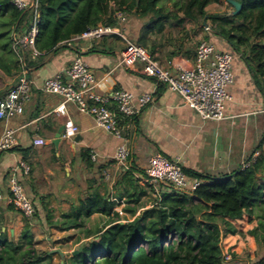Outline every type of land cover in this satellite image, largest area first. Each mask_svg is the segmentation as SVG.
<instances>
[{
	"label": "crops",
	"instance_id": "crops-1",
	"mask_svg": "<svg viewBox=\"0 0 264 264\" xmlns=\"http://www.w3.org/2000/svg\"><path fill=\"white\" fill-rule=\"evenodd\" d=\"M146 22L147 18L129 15L124 33L133 42L142 41L152 56L168 67L191 62L202 38L211 40L221 50H232L225 38L212 28L206 29L203 17L197 20L185 17L182 22L170 19L162 31L151 29ZM125 47L124 38L115 34L90 43L65 42L47 55L30 53L26 58L23 49L3 47L0 41V96L18 83L24 66L33 80L32 95L24 112L0 121V136L6 128H14L18 139L14 146L0 152V236L5 232L10 239L22 235L28 219L9 200V178L13 170L36 205L35 217L30 221L32 234L44 236L88 228L87 224L95 216L107 219L108 215L95 212L85 220L84 226L60 229L49 224L63 221L64 213L80 206L94 191L110 200L117 198L114 210L122 209L121 221L132 220L154 206L159 201L158 195L153 185L141 178L145 175L148 156L155 152L179 157L184 168L213 176L240 167L256 151L264 160V74L256 76L242 55L234 61L235 81L229 86L232 99L226 102L225 118L216 121L203 119L184 103L179 93L147 75L142 63L121 65ZM78 52L99 81L97 93L107 95L122 88L137 96L151 93L154 97L140 114L119 119L125 126L132 151L131 170H123L115 161L122 139L97 126L94 116L81 111L74 103L67 105V113H58L56 108L61 97L42 89L45 80L68 66ZM68 118L79 127V132L69 139L62 136L54 143L59 127ZM37 136L47 143L35 144ZM86 151L90 157L92 152L96 153V159L87 161ZM22 161L29 165V172L21 166ZM159 188L161 196L169 191L165 184ZM132 193H143L135 214L125 210L135 205L128 202ZM257 223L258 219H250L247 214L236 221L239 232L223 240L224 247L234 255L223 264H252L260 259L256 238L248 233Z\"/></svg>",
	"mask_w": 264,
	"mask_h": 264
},
{
	"label": "trees",
	"instance_id": "trees-1",
	"mask_svg": "<svg viewBox=\"0 0 264 264\" xmlns=\"http://www.w3.org/2000/svg\"><path fill=\"white\" fill-rule=\"evenodd\" d=\"M163 0H37V7L20 9L13 0H0V41L3 47L15 49L13 33L29 31L37 12L38 33L34 47L47 55L88 27L116 24L115 13L147 18L151 29L162 31L165 22L185 17L211 20V28L225 38L234 50L241 53L253 73L264 74V42L254 38L264 34V0H237L242 4L236 14H211L206 7L219 0L174 1L175 10H168ZM171 9V8H170ZM183 13V16L179 15ZM132 13V14H130ZM142 44V41L138 42ZM28 58L31 49L23 48ZM86 160L90 153L84 152ZM251 158V157H250ZM201 183L193 191H168L160 201L132 220L121 222L115 201L94 191L80 206L64 213L63 221L51 222L60 229L85 225L95 212L108 215L102 227L87 229L86 237L76 253L63 261L54 262L60 252L39 251L34 245L29 219L19 242L0 236V264H223L224 247L229 234L239 232L236 221L245 214L258 219L248 233L256 238V264H264V160L261 156L246 167H238L221 176H213L184 168ZM143 193L130 194L126 211L135 214ZM51 218L48 215L47 220ZM26 244V246H25Z\"/></svg>",
	"mask_w": 264,
	"mask_h": 264
},
{
	"label": "built area",
	"instance_id": "built-area-1",
	"mask_svg": "<svg viewBox=\"0 0 264 264\" xmlns=\"http://www.w3.org/2000/svg\"><path fill=\"white\" fill-rule=\"evenodd\" d=\"M20 8L37 7V0H13ZM116 24L100 23L94 27H88L82 33L75 35L67 42L74 40L83 42L100 41L106 36L119 35L126 41V47L121 52V65L130 62L142 63L147 75L153 77L158 83L168 85L179 93L185 104L192 107L203 119L221 121L225 118L226 102L232 99L229 86L235 81L234 61L241 53L232 50H221L214 42L202 38L196 48L194 59L189 63H176L168 67L155 59L149 49L142 44L128 39L124 33V25L128 21V14L118 10L115 13ZM37 12L34 21L25 33H13L14 47L16 49H31L35 55L40 52L34 47L35 37L38 33ZM206 25V29H210ZM33 80L27 74V68L23 67V73L15 86L0 96V121L9 117L21 115L25 110V104L32 95ZM99 81L90 65L78 52L71 63L55 75L47 78L42 85L46 93L57 94L61 102L57 106L58 113H67V105L74 103L84 112L94 116L97 126L122 139L115 153V161L123 170H131L132 151L128 146L125 135V126L120 124V118H131L138 115L154 100L151 93L135 95L126 89H116L107 95L97 93ZM79 127L70 118L65 122L63 138H72ZM16 129L6 128L0 136V152L7 150L17 143ZM37 145H45L46 139L37 136L34 138ZM259 152L253 153L251 158L242 163L246 167L257 159ZM97 154L91 153V158L96 159ZM21 166L29 172V165L22 161ZM141 180L153 185L158 199H161L159 186L165 184L169 191L193 192L201 183L200 179L191 177L184 171L179 157L171 158L158 151L148 156L145 175ZM9 200L25 218H32L36 214V205L26 192L24 185L13 170L9 178ZM0 193V197H1ZM117 201L113 198L112 201ZM158 201V202H159ZM116 210V208H115ZM122 213V209L119 210ZM230 253H225V261L232 259ZM256 264V263H252Z\"/></svg>",
	"mask_w": 264,
	"mask_h": 264
},
{
	"label": "rangeland",
	"instance_id": "rangeland-1",
	"mask_svg": "<svg viewBox=\"0 0 264 264\" xmlns=\"http://www.w3.org/2000/svg\"><path fill=\"white\" fill-rule=\"evenodd\" d=\"M174 1L175 0H163L161 4L167 7L168 10L173 9L176 11L177 7H175ZM179 1L185 2V0H179ZM206 8H207V13H211V14H224V13L231 14L234 11V6L231 3H229L227 0L214 1L210 3ZM206 23L211 27L210 19L207 20L206 18ZM254 39H255L254 40L255 43H263L264 34L259 35ZM234 51L237 53L236 50ZM34 217L29 218V221H31ZM105 219L106 218L103 216H95L94 218H91L90 222L87 224L88 228L83 227V228H76L73 230L70 228L71 230L67 231L64 234H56V235L46 234L44 236L33 235L34 245L36 249H38L39 251H55V252L60 251L61 255H54V262L57 263L59 261H63V259H65L69 254L77 251L78 248L83 245V243H87L89 240H92L95 234H92L90 237H86V230L87 229L95 230L97 227H102L104 225ZM123 222L125 221L123 220ZM31 231H32V223H31ZM46 236H49L50 238L47 239ZM11 239H14L15 241L19 242L21 239V235L16 237L12 236Z\"/></svg>",
	"mask_w": 264,
	"mask_h": 264
},
{
	"label": "water",
	"instance_id": "water-1",
	"mask_svg": "<svg viewBox=\"0 0 264 264\" xmlns=\"http://www.w3.org/2000/svg\"><path fill=\"white\" fill-rule=\"evenodd\" d=\"M229 3H231L234 6V11L232 12L233 14H236L240 11L242 4L237 1V0H227ZM65 128V124H62L59 129L58 132L56 133L55 139H54V143H58L61 139H62V132ZM123 222V221H121ZM77 251H75L74 253H76Z\"/></svg>",
	"mask_w": 264,
	"mask_h": 264
}]
</instances>
